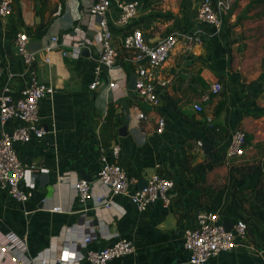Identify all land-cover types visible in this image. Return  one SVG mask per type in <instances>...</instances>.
<instances>
[{"label":"crops","instance_id":"crops-1","mask_svg":"<svg viewBox=\"0 0 264 264\" xmlns=\"http://www.w3.org/2000/svg\"><path fill=\"white\" fill-rule=\"evenodd\" d=\"M50 1L15 0L12 14L0 18V69L16 74L14 96L20 94L28 77L15 41L19 31H27L41 42L37 75L54 87V93L40 101L39 124L45 126L46 136L32 134L29 141L15 144L27 165L19 186L32 190L33 196L19 202L0 186V235L24 241V255L29 258L47 252L55 257L56 252L48 250L52 241H57L59 250L63 248L59 243L62 233L77 222L80 209L73 204L74 190L60 178L69 171L73 177L92 180L105 154L108 161L127 169L132 191L156 172L174 182L169 203L157 200L144 212L136 209L128 194L114 198L112 235L90 246L98 248L127 238L134 250L107 264H191L183 233L197 225L201 211L218 212L226 227L243 219L249 228L246 239L239 238L235 248L220 252L206 264H264V52L251 62L245 58L248 53L239 42L243 38L234 37L239 28L224 24L218 31L199 18L202 0H139L138 15L125 27L117 24L119 10L113 0L109 18L118 46L133 27H140L149 43L174 31L202 33L201 43L180 40L157 71L161 101L154 107L128 85L119 98L109 87L114 79L136 75L123 50L115 67L102 73L98 88H90L96 52H78L75 30L95 36V21L89 17L94 0H52V5ZM255 11L247 15L264 18ZM261 29L262 24L256 23L250 33L259 37ZM53 36L58 41L48 51ZM230 48L236 49V56ZM217 80L223 88L214 94L210 86ZM197 102L203 106L200 112L194 108ZM140 112L144 118L139 117ZM161 117L166 123L164 132L158 133ZM16 125L11 120L0 123V134ZM125 126L127 130L121 133ZM238 129L247 133L246 152L228 158L231 138ZM201 140L214 149L207 153L199 145ZM113 145L120 146L118 158L112 153ZM56 205L64 212L52 211ZM0 264H20L18 256L1 243ZM80 264L91 263L83 260Z\"/></svg>","mask_w":264,"mask_h":264},{"label":"built area","instance_id":"built-area-1","mask_svg":"<svg viewBox=\"0 0 264 264\" xmlns=\"http://www.w3.org/2000/svg\"><path fill=\"white\" fill-rule=\"evenodd\" d=\"M113 0H94L89 8V17L95 21V36L88 37L83 32L75 30V48L95 50L96 60L94 65L95 78L90 84L92 90H96L101 84V75L104 70H111L118 63L121 50L129 54L130 60L136 70L137 96L151 106L160 104V95L156 89L157 71L166 63L180 40L190 44L202 42L200 30L193 32L174 31L160 38L155 43H149L140 27H133L122 38L120 46L114 43V32L110 26L109 10ZM15 0H0V18L3 20L12 14ZM119 10L117 24L120 27L127 26L138 15L139 0H116ZM229 7L228 0H202L199 6V18L213 25L218 31L224 25V14ZM61 10V6L59 7ZM75 34V35H76ZM70 36L67 34V37ZM73 38V37H72ZM71 38V39H72ZM16 46L23 57L27 68V81L20 90L18 96L13 94L12 81L16 74L5 68L0 69V123L8 121L17 125L10 131L0 134V186L7 189L9 195L19 201L26 202L33 196L32 190L21 189L19 184L26 177L27 165L20 159L16 143L26 142L34 134L37 138H44L47 134L45 126L40 125L39 109L40 101L48 94L54 93V87L41 82L37 75L36 63L38 51L29 49L31 37L27 31H19L16 36ZM58 41L57 36L52 37V44L47 50L54 47ZM66 55L67 52H64ZM50 62V58H46ZM129 78L114 79L109 82L117 98L125 94ZM222 83L217 80L210 86V92L217 94L222 91ZM194 108L202 111L203 106L195 103ZM140 118H144L140 112ZM166 120L161 117L158 121V133H163ZM211 121V119H209ZM247 133L243 129L234 132L227 151L228 158L242 156L246 152ZM112 153L120 156V146L113 145ZM101 168L95 178L87 180L82 177H73L67 171L60 178L74 190L73 204H79L78 220L65 228L62 233L59 250L57 241H52L48 250L56 252L55 257L47 253H40L29 258L24 255L26 244L15 236L0 235V243L3 248L16 254L20 264H80L88 260L91 264H107L114 259H120L125 254L134 250V244L127 238L119 239L111 244L93 248L90 245L100 238H109L112 235L110 225L114 222L115 215L112 212L114 198L119 194H128L131 202L140 212L162 200L169 203V192L174 187L172 179L154 173L149 178L147 186L143 189L130 190L131 180L127 169L119 163L110 162L105 154L100 157ZM34 187V181L30 182ZM54 212H64L61 205L52 208ZM248 224L245 220H238L231 229H227L220 220L218 212L201 211L197 214V225L186 228L183 233L184 246L190 251L191 264H206L213 256L222 251L231 250L238 244V239H246L248 236ZM55 239V238H54ZM17 251H21L17 253ZM58 251V252H57Z\"/></svg>","mask_w":264,"mask_h":264},{"label":"rangeland","instance_id":"rangeland-1","mask_svg":"<svg viewBox=\"0 0 264 264\" xmlns=\"http://www.w3.org/2000/svg\"><path fill=\"white\" fill-rule=\"evenodd\" d=\"M229 7L227 8L224 14V24L229 25L231 28H239L234 35V37L239 38L242 37L243 40L239 41L242 44L243 51H245L244 55L250 62L257 57L260 56L261 52H264V44H262V40L264 39V18H260L257 15H247L248 13L245 11L247 4L240 3L239 0H228ZM45 2H49V0H44ZM52 5V0L49 3ZM44 5V4H43ZM253 10L255 12H261L264 15V6L255 7ZM262 24L261 33L258 36H255L253 33H250V28L254 25ZM239 33V35H238ZM239 40V39H238ZM231 51L234 50V56H236V49L230 48Z\"/></svg>","mask_w":264,"mask_h":264},{"label":"water","instance_id":"water-1","mask_svg":"<svg viewBox=\"0 0 264 264\" xmlns=\"http://www.w3.org/2000/svg\"><path fill=\"white\" fill-rule=\"evenodd\" d=\"M42 48V44L40 41H38L36 38L32 37L31 36V42H30V45H29V49L32 50V51H38ZM85 53H89L90 50L89 49H85L84 50ZM136 81H137V76L136 75H133L130 77L129 79V83H128V88L135 92L136 91ZM132 98H136V95L133 93L132 94ZM123 106H127V103L124 101L123 102ZM127 130L126 126L121 130V133L122 131L124 130ZM126 134V132H125ZM199 145L207 152H211L213 149H214V145L211 144L210 142H206V141H199ZM85 177H88V176H85ZM90 179V178H89ZM147 181L145 182H140V189H143L144 187L147 186ZM232 228V227H231ZM230 227H227V229H231Z\"/></svg>","mask_w":264,"mask_h":264},{"label":"trees","instance_id":"trees-1","mask_svg":"<svg viewBox=\"0 0 264 264\" xmlns=\"http://www.w3.org/2000/svg\"><path fill=\"white\" fill-rule=\"evenodd\" d=\"M258 6H264V0H251L250 3L247 5L245 11L249 12ZM263 66H264V58H263ZM246 144H247V139H246Z\"/></svg>","mask_w":264,"mask_h":264}]
</instances>
